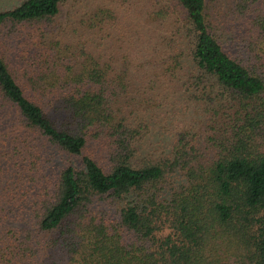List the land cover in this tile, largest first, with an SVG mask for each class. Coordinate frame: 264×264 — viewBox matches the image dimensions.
I'll return each instance as SVG.
<instances>
[{
  "label": "trees",
  "instance_id": "1",
  "mask_svg": "<svg viewBox=\"0 0 264 264\" xmlns=\"http://www.w3.org/2000/svg\"><path fill=\"white\" fill-rule=\"evenodd\" d=\"M0 264H264V0L0 8Z\"/></svg>",
  "mask_w": 264,
  "mask_h": 264
},
{
  "label": "rangeland",
  "instance_id": "2",
  "mask_svg": "<svg viewBox=\"0 0 264 264\" xmlns=\"http://www.w3.org/2000/svg\"><path fill=\"white\" fill-rule=\"evenodd\" d=\"M17 0H0V8L9 7L15 4ZM104 201H109V198H105Z\"/></svg>",
  "mask_w": 264,
  "mask_h": 264
}]
</instances>
